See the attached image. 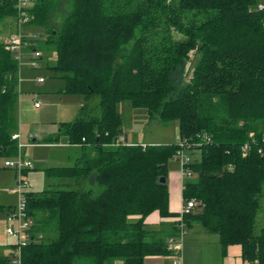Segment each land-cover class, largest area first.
<instances>
[{"label": "trees", "instance_id": "16d2710c", "mask_svg": "<svg viewBox=\"0 0 264 264\" xmlns=\"http://www.w3.org/2000/svg\"><path fill=\"white\" fill-rule=\"evenodd\" d=\"M261 4L34 0L26 8L28 24L46 29L45 43L56 53L51 69L65 81L62 93L98 100L89 109L93 115L83 116L86 103L82 115L45 139L57 143L64 135L82 147L73 166L44 169L51 179H74L76 188L62 182L42 191L26 188L33 220L29 239L7 245L0 264H10L19 248L22 264H144L147 256L174 254L170 241L184 245L194 227L199 234H217L224 255L229 246L240 245L246 264H264ZM19 15L17 0H0V26L9 20L17 29ZM17 32L0 37V156L5 158L18 151L13 134L20 65L6 42ZM24 41L25 49L37 48L35 39ZM193 54L198 60L187 77ZM123 103L146 109L151 118L178 121L179 140L192 147L179 141L116 145ZM181 150L191 158L185 166L191 173L182 174L179 164L183 205L172 211L169 164ZM92 173L96 193L83 185ZM190 202L194 206L186 210ZM13 208L0 204V210ZM46 209L51 215L45 230L39 213ZM156 213L173 219L152 229L150 216Z\"/></svg>", "mask_w": 264, "mask_h": 264}, {"label": "rangeland", "instance_id": "374dc122", "mask_svg": "<svg viewBox=\"0 0 264 264\" xmlns=\"http://www.w3.org/2000/svg\"><path fill=\"white\" fill-rule=\"evenodd\" d=\"M264 2V0H259ZM34 0L30 2V6ZM8 23L0 26V37L9 36L14 31L18 30L22 37L36 40V47L42 52L41 64L39 68H33L30 64V48L25 49L23 62L20 63V95L27 97L24 106L20 107V112L16 110L14 117V131L20 134V143L24 144L22 153L24 157L32 162V166L23 172L22 177L27 183V188L33 191H42L48 188H53L59 182L72 183L71 186L65 185L64 188H76L74 179H51L46 176L44 169L56 166H73L75 160L81 156L82 151L78 148L80 145L70 147L69 138L62 136L58 144L49 145L44 142L48 134L58 131L63 122L75 121L77 116H80V107L87 103L88 108L84 110L83 116L93 115L91 107L95 106L98 99H88L87 102L82 94L62 93L64 86V79L61 78L51 67L56 63V53L46 43V29L34 24H26L16 29L13 24L7 20ZM13 28V29H12ZM15 29V30H14ZM37 36L39 37L38 39ZM175 37L180 38V34L174 33ZM198 60L196 54L189 60L190 68L187 71V77L191 74V69ZM43 77L45 82L40 83L39 78ZM34 100L39 101L43 106L41 109L34 108ZM121 113L123 117L122 135L128 137L131 144L141 143H171L177 142L179 136V122L171 121L164 122L158 116L151 118L144 108H133L128 103H123L121 106ZM23 108L25 111L23 112ZM79 111V113H78ZM82 115V112H81ZM31 135H38L39 144H32ZM65 143H69L68 146ZM82 148V147H81ZM18 153V151H17ZM198 154V152H197ZM200 156V153H199ZM6 160H17V154L8 158L0 156V167L4 165ZM169 180L171 175L179 171V162L176 159L170 161L169 164ZM16 169L11 167L0 168V204L17 206L20 199L24 200L23 194L19 192V178H16ZM182 181V177L179 178ZM83 185L87 189H92L95 193L99 187L95 180V173H92ZM171 191V190H170ZM172 192V191H171ZM264 202V197H263ZM183 203V200H181ZM183 205V204H182ZM50 210V209H48ZM9 210H0V253L6 252V246L15 242L18 239L9 235L8 227L15 226L17 228V221H10ZM47 209L42 210L39 216L45 220V230L47 228L46 219L49 218ZM264 217V212H262ZM173 217L161 218L157 215L150 216V220L155 222L151 228L157 227L159 222H170ZM49 227H53V220L48 221ZM158 228V227H157ZM164 229V228H160ZM195 233L197 227H194ZM165 230V229H164ZM166 231V230H165ZM198 232V231H197ZM194 234V233H193ZM192 234V235H193ZM201 234H208L202 232ZM196 235V239L191 242V250L189 252V264H205L206 251H211L212 256L221 260L223 256L220 241L214 243L212 240H203L202 235ZM42 235V234H39ZM57 235V233H56ZM218 236L217 234H212ZM183 244V242H182ZM181 246V245H180ZM179 246V247H180ZM181 248V247H180ZM184 245H182L181 252L183 254ZM203 255V260L201 253ZM233 257H236L233 255ZM148 264L151 259H147ZM119 264V263H118Z\"/></svg>", "mask_w": 264, "mask_h": 264}, {"label": "built area", "instance_id": "2783aa9c", "mask_svg": "<svg viewBox=\"0 0 264 264\" xmlns=\"http://www.w3.org/2000/svg\"><path fill=\"white\" fill-rule=\"evenodd\" d=\"M33 0H17V7H18V11H19V19H18V28L28 24V14L26 11V8L30 7V2ZM261 7H264L263 4L260 5ZM39 37L37 36L36 39H38ZM34 40V38H31ZM6 42L8 43V47L10 50H12L15 53L16 59L18 60V62H23V58H24V53H25V46L28 44V42L24 41V37H22L19 33L17 34H13L12 36H10L9 38L6 39ZM29 45V44H28ZM31 58L29 61V64L33 67V68H39L42 66L41 64V59H42V52L38 49V48H33L31 51ZM20 65V63H19ZM40 82H44L45 79L43 77L39 78ZM35 106L36 107H40L41 103L39 101L35 102ZM20 134L19 133H14L13 134V138L18 140V153H17V160H6L5 161V165L7 167H11L13 169H16V178H19L18 183H19V192L21 194H23L24 196V190L27 188V183L24 180V178L22 177V174L25 170H27V168H30L32 166V162L27 160L23 153H22V149L24 147V144L20 143ZM31 137H34V135H31ZM179 144L181 145V147H186V148H191L192 146L190 144H188V140L187 139H181L178 140ZM128 137L125 135H121L119 140L117 141L116 145L119 144H129L128 143ZM194 145V143H191ZM179 164H180V168L182 171V174L187 171L188 173H191L190 169H185V166L191 161V158L189 155L185 154L182 150L181 152H179L176 155L175 158ZM28 189V188H27ZM194 206V204L192 202L188 203V207H186V210H188L189 208H192ZM10 221H17L18 222V226L17 228L15 226H10L7 229V232L9 235L15 237L18 239V243L20 244H25L28 239H29V233L28 230L31 228L33 220L31 218V216L28 213L27 210V205L25 202V198L24 200L20 199V203L17 206H14L13 210L10 212V217H9ZM170 245L172 247H174L177 251L176 253H179L181 248H182V241L179 240V242H173L172 240L170 241ZM181 245V246H180ZM181 248H180V247ZM10 264H22V254H21V249L19 248L18 251L16 252V254L13 256ZM174 264H181L180 260H175Z\"/></svg>", "mask_w": 264, "mask_h": 264}, {"label": "crops", "instance_id": "0c3cea01", "mask_svg": "<svg viewBox=\"0 0 264 264\" xmlns=\"http://www.w3.org/2000/svg\"><path fill=\"white\" fill-rule=\"evenodd\" d=\"M38 81H39V79H38ZM40 83H43V82H40ZM27 100H28L27 97H25L24 95H22V96L20 95V84H19V98H18V102H17L16 108L14 110V116H15L16 110H17V112L18 111L20 112V107L22 108ZM35 102H37V100H34V108H36L38 110L41 109L43 105L41 104L40 107H36L35 106ZM24 111H25V108H23V112ZM80 112H81V107H80ZM78 113H79V111H78ZM78 117L79 116H77L76 119ZM60 128H61V125L59 126L57 132L52 133V134H48L45 137V139L48 136L57 134L59 132ZM14 133H17V132L14 131ZM178 137H179L178 138V140H179L180 139V135ZM38 138H39L38 135H34V137L31 138V141L33 142L32 144H39ZM45 139H44V142L46 144H49V145L58 144L60 142L59 141L57 143H52V142L46 141ZM157 143H160V142H157ZM129 144H131V143H129ZM65 145L68 146L69 143H65ZM71 145L72 144H70V147H71ZM72 146H77V145H72ZM78 148H80V150H81V147L80 146ZM76 160H75V162H76ZM0 168H5L6 169L8 167L5 165V162H4V165L1 166ZM179 178H181V174H180V170L179 171L177 170L176 173H173L171 175V179L169 181V188L172 191L171 192V194H172L171 195V201H170V208H171L172 211H178V210H180L182 208V203H181L182 197L179 194V191H180L179 189H180V186H181V181H180ZM5 206H7V205H5ZM8 206H14V205H11L10 204ZM196 235H200V234L199 233H194L192 235V233H190L187 236L186 241H185V244H184L183 254H182V252L180 250L179 253H176L175 252L172 255H154V256H147L146 259H145V263L144 264H148V262H147L148 260L147 259H151L150 260L151 262L149 264H174V261L176 259L177 260H180L181 261V264H189L190 263V259L188 257L189 256L188 254H189L190 251L188 249L189 248L191 249V242H193L196 239V237H197ZM201 235H202V238L201 239H203V240H212L214 243H217V242L220 241L219 236H213L212 234H201ZM202 252L203 251H200L201 257H202V260H203ZM205 254H206V258L204 259L205 264H246V262H244L243 259H242V257H241V246L240 245H231V246H229L228 252L225 255L223 254L221 260H217V258H215L214 256H212V252L211 251H206ZM233 255L236 256V257H233Z\"/></svg>", "mask_w": 264, "mask_h": 264}, {"label": "water", "instance_id": "95a60500", "mask_svg": "<svg viewBox=\"0 0 264 264\" xmlns=\"http://www.w3.org/2000/svg\"><path fill=\"white\" fill-rule=\"evenodd\" d=\"M161 181H162L163 183H165V182H166V178H165V177H162V178H161Z\"/></svg>", "mask_w": 264, "mask_h": 264}]
</instances>
